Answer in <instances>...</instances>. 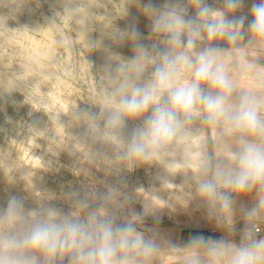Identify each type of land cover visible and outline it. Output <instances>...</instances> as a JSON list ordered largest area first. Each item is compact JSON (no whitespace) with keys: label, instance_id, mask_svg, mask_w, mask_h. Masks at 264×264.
<instances>
[{"label":"clouds","instance_id":"9594fccd","mask_svg":"<svg viewBox=\"0 0 264 264\" xmlns=\"http://www.w3.org/2000/svg\"><path fill=\"white\" fill-rule=\"evenodd\" d=\"M244 2L222 0L217 8L208 0H164L161 5L136 0L151 35L143 36L135 22L108 31L115 43H130L132 57L104 49L107 62L97 79L104 105L90 104L98 111L78 106L60 121L67 129L83 126L82 136L70 135L87 148L89 164L99 168L107 162L113 167L106 170L116 175L152 164L187 168L195 161V174L183 175V184L194 188L207 218L228 237L162 242L155 229L144 225L145 217L161 208L145 200L142 213H125L131 201L118 186L122 181H99L103 190L92 184L82 193H66L67 212L50 203L54 197L26 209L24 197L10 194L0 205V264H150L165 248L182 251L183 264H264V238H258L255 227L264 209V93L240 88L232 71L237 50L258 49L264 40V0H253L246 30L247 17L236 15ZM78 7L63 5V13ZM127 15L126 10L120 18ZM110 18L113 23L117 17ZM258 58L244 56L241 67L264 82ZM201 124L212 129L219 151L207 150L206 140L199 151L191 150ZM164 181L174 185L167 177ZM253 191L252 206L240 209L244 227L237 244L231 239L235 206Z\"/></svg>","mask_w":264,"mask_h":264},{"label":"rangeland","instance_id":"374dc122","mask_svg":"<svg viewBox=\"0 0 264 264\" xmlns=\"http://www.w3.org/2000/svg\"><path fill=\"white\" fill-rule=\"evenodd\" d=\"M119 1L0 0V81H5L0 86V205L6 204L10 194L24 197L26 209L54 197L50 203L67 212L70 205L65 199L66 193L73 190L82 193L92 184L103 190L99 181L108 184L122 181L118 186L131 201L124 212L131 209L142 213L140 199L147 192L145 177L148 170H153V165L139 166L133 171L122 170L119 175L106 170L113 167L107 162H100L99 168L90 165L87 148L70 135L82 136L83 126L67 129L61 124L78 106L98 111L90 104L104 105L103 93L97 83L100 68L107 62L104 49H112L124 58L132 57L130 43L113 42L106 35L108 31L114 30L115 26L125 29L135 22L143 36L151 35L149 22L133 4L136 0ZM155 2L161 5L164 0ZM208 3L222 7V0H208ZM252 3L253 0H245L243 8L236 13L247 17L245 30L252 19ZM73 4L79 5L75 13H63V5L67 9ZM126 10L128 15L120 18ZM57 12L63 14L56 16ZM110 17L117 18L112 23ZM94 42H97L96 48L90 46ZM144 42L148 43L147 40ZM46 45L50 48L45 57ZM219 46L227 47L224 42ZM246 55L259 57L255 63L264 66V40L260 41L258 49L237 50L234 57L237 67L232 69L237 80L244 78L264 93V82L241 67L246 63L243 59ZM79 123L72 120L73 126ZM132 126L133 122L129 121V131ZM199 128L208 142L207 150L214 152V147L220 148L216 140L211 139L209 126L201 124ZM56 129L61 131L58 133ZM108 139L116 143L113 137ZM14 164L17 166L13 167ZM82 169L85 170L82 172ZM138 186H141L139 190ZM189 188L195 193L191 185ZM136 194L137 200L133 198ZM194 199L195 202H185L179 198L175 211L169 216L165 213L159 219L146 216L144 225L167 228L172 234L164 241L175 244H181L182 230L208 235L221 232L222 229L207 218L206 208L200 206L196 197ZM183 255L182 251L165 248L152 258L150 264H183Z\"/></svg>","mask_w":264,"mask_h":264},{"label":"bare ground","instance_id":"6f19581e","mask_svg":"<svg viewBox=\"0 0 264 264\" xmlns=\"http://www.w3.org/2000/svg\"><path fill=\"white\" fill-rule=\"evenodd\" d=\"M119 1V0H118ZM123 1V0H120ZM119 1V2H120ZM125 2V1H124ZM131 3V2H130ZM117 4V3H116ZM126 5V4H124ZM114 6V5H113ZM119 6V5H118ZM129 7V6H128ZM127 7V8H128ZM123 9V8H121ZM118 11V10H117ZM114 13V12H113ZM113 15V14H112ZM116 16V15H114ZM1 18V17H0ZM29 19V17H28ZM25 22V21H24ZM116 25V24H115ZM120 26V25H119ZM118 26V27H119ZM112 27V25H111ZM116 27V26H115ZM121 27V26H120ZM122 28V27H121ZM113 29V28H112ZM47 30V29H46ZM48 41V40H47ZM114 42V41H113ZM113 47V45H112ZM49 45H46V51H45V57L47 56V54L49 53ZM112 50V49H111ZM42 55V56H43ZM43 56V57H44ZM122 56V55H121ZM258 65L262 66L261 64L257 63ZM247 70V69H246ZM264 71V70H262ZM249 74V73H248ZM248 74H244V75H248ZM242 81L238 80L239 86L240 88L243 89H250L253 88V86L246 82L244 78H241ZM12 82V81H11ZM5 84V81H0V86ZM39 122V121H38ZM35 126V125H34ZM62 127H60L61 129ZM60 129H56V132H60ZM36 132V131H35ZM54 133V132H53ZM200 139L196 140L194 139L191 145V150L193 152H197L200 150L201 148V140H204L205 138V134L204 133H200ZM211 139L216 140V136L213 133L212 129H211ZM14 149V148H13ZM55 150V149H54ZM220 148H216L214 147V152L219 151ZM69 151V149H68ZM42 160V159H41ZM17 163V162H16ZM153 165V170H148V174L145 177V182L147 185V192L141 197L140 199V204L142 206V212H143V204L144 201H150L153 206L155 207H159L161 208L157 213H156V218L158 217V219L160 218V216L162 215V213L167 214V216H169V213L171 211H175V208L178 205L179 202V198L180 200H186L185 202H187L188 200L195 202V197L197 198V196H195V193H192V190L189 188L188 184H183L184 182V177L183 175H187L189 173L195 174L196 172V167H195V161H193L187 168L184 167L182 164L180 163H176V164H172V165H165L164 168L159 165V164H152ZM15 166V164L13 165V167ZM17 166V164H16ZM15 166V167H16ZM36 166V165H35ZM22 167V166H21ZM17 169V168H15ZM24 169V168H23ZM22 169V170H23ZM24 171V170H23ZM26 171V169H25ZM29 171V170H27ZM125 175V174H124ZM36 176V175H35ZM116 176V175H115ZM145 176V175H144ZM117 177V176H116ZM167 177L174 185L169 184L167 182L164 181V178ZM28 181V180H27ZM35 181H30V183L32 185H34ZM98 182V181H97ZM126 186V185H125ZM141 188V186H138L137 189L139 190ZM174 191H177L176 193ZM67 192V191H66ZM194 192V191H193ZM192 194L194 196H192ZM124 195V194H123ZM127 195V194H126ZM125 196V195H124ZM158 197L162 198L163 200L159 199ZM133 198L135 200H137L138 198V194H136L135 196H133ZM197 200V199H196ZM168 205H172V207H167ZM150 218L154 217L153 215H148ZM155 219V218H154ZM157 231L160 240L163 242L167 236L169 238V234H172V232L170 233L167 228L165 229H161L159 227L157 228H153ZM167 238V239H168ZM176 257V256H175ZM178 259V258H177Z\"/></svg>","mask_w":264,"mask_h":264},{"label":"crops","instance_id":"0c3cea01","mask_svg":"<svg viewBox=\"0 0 264 264\" xmlns=\"http://www.w3.org/2000/svg\"><path fill=\"white\" fill-rule=\"evenodd\" d=\"M245 197H241L237 200V204L235 206V213H236V222L235 225H237V228L239 229H243L244 227V221L241 218V206H245V207H251L252 206V200L255 197V191L253 192H249V193H245L243 194ZM223 214L225 216L228 215L227 211L223 212ZM255 223H258L261 226V233L258 236V238H264V209L261 210L260 216L256 219ZM194 236H204V237H212L213 239H218V236H215L213 234H203L202 232H184L183 230L180 231V242L181 244H186L188 242V240L191 237ZM221 238H225V236H222ZM235 243L236 240H233ZM238 244V243H237Z\"/></svg>","mask_w":264,"mask_h":264},{"label":"built area","instance_id":"2783aa9c","mask_svg":"<svg viewBox=\"0 0 264 264\" xmlns=\"http://www.w3.org/2000/svg\"><path fill=\"white\" fill-rule=\"evenodd\" d=\"M255 227H256L257 236H259L260 233H261V226L258 223H255ZM235 229H236L235 234H233L231 236V239L232 240H236V242L239 243L240 242V232H241L242 229L237 228V225H235ZM211 234H213L215 236H218V239H221L222 236H225V238H226L229 235L224 230H222L221 232L211 233Z\"/></svg>","mask_w":264,"mask_h":264}]
</instances>
